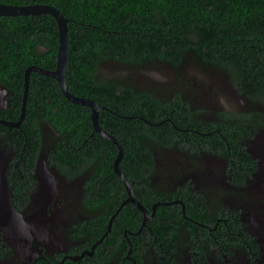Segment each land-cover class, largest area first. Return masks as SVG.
Segmentation results:
<instances>
[{
    "label": "flooded vegetation",
    "instance_id": "flooded-vegetation-1",
    "mask_svg": "<svg viewBox=\"0 0 264 264\" xmlns=\"http://www.w3.org/2000/svg\"><path fill=\"white\" fill-rule=\"evenodd\" d=\"M44 14L0 15V41L51 40ZM249 66L255 78L241 87L218 69L193 77L171 64L164 79L141 78L139 89L184 115L182 125L97 101L131 189L115 170L120 147L95 129L91 107L55 99V79L32 71L22 115L24 83L19 93L0 82V216L18 225L0 221V264H264L263 54ZM200 73L214 78L209 89ZM123 120L146 129L135 145L139 130Z\"/></svg>",
    "mask_w": 264,
    "mask_h": 264
},
{
    "label": "trees",
    "instance_id": "trees-1",
    "mask_svg": "<svg viewBox=\"0 0 264 264\" xmlns=\"http://www.w3.org/2000/svg\"><path fill=\"white\" fill-rule=\"evenodd\" d=\"M0 2L46 3L58 7L69 18L66 81L70 91L79 96L91 97L99 103L113 107L119 105L118 110L125 114L137 112L154 122L171 116L172 107L145 94L138 85L143 82L141 78L147 77V73L159 70L156 66L158 63L166 66L171 64L177 72L181 66L197 70L218 69L241 87L248 86L255 78L250 62L260 54L264 58V0ZM30 19L28 16L25 18L29 23L28 28L31 27ZM39 19L43 23L42 31L51 32V40L0 41V82L15 84L19 93L23 89L27 66L36 64L53 69L56 65V20L49 13ZM151 77L154 81L157 79L155 75ZM187 83H193L190 76ZM260 91L264 92V87ZM55 99L75 104L63 95L56 80ZM185 114H189L191 120L197 117L189 107ZM175 120L181 125L186 122L184 115ZM123 121L125 126L130 124V128H138V137L131 142L135 145L145 134L142 121L135 122V127ZM107 123H112L111 117ZM147 128L167 130L160 125ZM146 138L152 136L146 135ZM152 140L157 146L162 143L158 138ZM202 145L205 151L214 147V144H209L207 137L202 140Z\"/></svg>",
    "mask_w": 264,
    "mask_h": 264
},
{
    "label": "water",
    "instance_id": "water-1",
    "mask_svg": "<svg viewBox=\"0 0 264 264\" xmlns=\"http://www.w3.org/2000/svg\"><path fill=\"white\" fill-rule=\"evenodd\" d=\"M44 13H49L50 15H52L57 23L58 50L56 57V65L51 70L45 69L37 65H29L26 67L24 74L22 115H24L26 112V105H27V99L29 93V80H30L31 72L38 71L53 77L57 81L63 95L69 101L78 105H87L92 108V121L95 129L98 132H100L103 136H105L107 139L119 145L120 152L116 156L114 161L115 170L124 179L128 188L131 189L129 180L119 168V162L124 154L123 145L121 142H119L115 137H113L111 134H109L99 125L100 104L91 97L76 95L75 93L71 92L70 89L68 88L66 81V70H67V64L69 58V42H70L69 27H68L69 18H67L58 7L53 6L51 4H46V3L12 4V3L0 2V15L20 16V15H36V14L38 15ZM5 181L6 178L4 174V162L2 159H0V190H3L2 191L3 196L6 195ZM0 221L9 222L18 227L16 218L6 217L4 215H1ZM9 223L7 224L8 226H10Z\"/></svg>",
    "mask_w": 264,
    "mask_h": 264
},
{
    "label": "rangeland",
    "instance_id": "rangeland-1",
    "mask_svg": "<svg viewBox=\"0 0 264 264\" xmlns=\"http://www.w3.org/2000/svg\"><path fill=\"white\" fill-rule=\"evenodd\" d=\"M156 66H158L159 70L158 71L155 70V72L157 73V75H155V78L164 79V76H163L164 73L162 72V70H166V65L158 63ZM187 72H188V74H190L193 77H195V76L197 77V74L199 73L198 70L193 68V67L187 68ZM202 73H200V74L202 75V79H204V82L206 83L205 88L209 89L210 83H212V82L215 83V80H214V78L208 77L207 74H202Z\"/></svg>",
    "mask_w": 264,
    "mask_h": 264
}]
</instances>
